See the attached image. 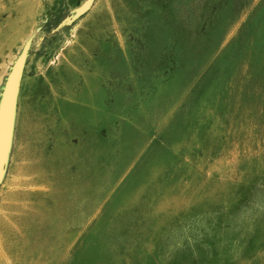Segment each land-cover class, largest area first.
Here are the masks:
<instances>
[{"label":"rangeland","instance_id":"rangeland-1","mask_svg":"<svg viewBox=\"0 0 264 264\" xmlns=\"http://www.w3.org/2000/svg\"><path fill=\"white\" fill-rule=\"evenodd\" d=\"M0 0V264H264V0Z\"/></svg>","mask_w":264,"mask_h":264},{"label":"water","instance_id":"water-1","mask_svg":"<svg viewBox=\"0 0 264 264\" xmlns=\"http://www.w3.org/2000/svg\"><path fill=\"white\" fill-rule=\"evenodd\" d=\"M95 0H85L76 10L73 17L67 22L84 15L93 5ZM28 46H24L15 61L5 83L3 97L0 105V179L4 173L7 156L9 153L13 125L15 118L16 101L20 87V80L26 60Z\"/></svg>","mask_w":264,"mask_h":264}]
</instances>
